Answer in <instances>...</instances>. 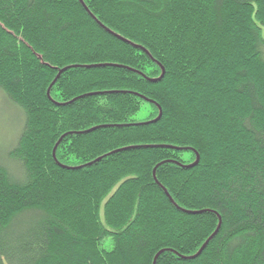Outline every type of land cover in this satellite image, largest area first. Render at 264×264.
<instances>
[{
    "label": "trees",
    "instance_id": "obj_1",
    "mask_svg": "<svg viewBox=\"0 0 264 264\" xmlns=\"http://www.w3.org/2000/svg\"><path fill=\"white\" fill-rule=\"evenodd\" d=\"M0 93V264H264V0H0Z\"/></svg>",
    "mask_w": 264,
    "mask_h": 264
},
{
    "label": "rangeland",
    "instance_id": "obj_2",
    "mask_svg": "<svg viewBox=\"0 0 264 264\" xmlns=\"http://www.w3.org/2000/svg\"><path fill=\"white\" fill-rule=\"evenodd\" d=\"M4 94L0 93V163L4 160V157L15 148L19 135L24 127H22V118L17 115L15 109L6 105V101L3 98ZM147 107H144L142 111L135 117L136 122H145L148 117ZM9 168H14L11 162H7ZM16 169V168H15Z\"/></svg>",
    "mask_w": 264,
    "mask_h": 264
},
{
    "label": "water",
    "instance_id": "obj_3",
    "mask_svg": "<svg viewBox=\"0 0 264 264\" xmlns=\"http://www.w3.org/2000/svg\"><path fill=\"white\" fill-rule=\"evenodd\" d=\"M65 71H67V70H62L61 72H60V74L57 76V78H59V76L61 75V74H63ZM164 76L162 75V78H163ZM162 78H160L159 80H161ZM57 80V79H56ZM57 82V81H56ZM56 82H54V84L56 83ZM155 82H157V81H155ZM160 117H161V115L159 116V118L155 121V122H158V120L160 119ZM199 162V157H198V159H197V161L195 162V164H197ZM206 246V245H205ZM204 246V247H205ZM204 247L199 251V254H201V251L204 249ZM199 254L197 255V256H199Z\"/></svg>",
    "mask_w": 264,
    "mask_h": 264
}]
</instances>
